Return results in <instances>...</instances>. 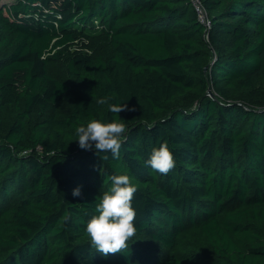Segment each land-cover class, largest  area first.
Wrapping results in <instances>:
<instances>
[{
	"label": "trees",
	"instance_id": "16d2710c",
	"mask_svg": "<svg viewBox=\"0 0 264 264\" xmlns=\"http://www.w3.org/2000/svg\"><path fill=\"white\" fill-rule=\"evenodd\" d=\"M200 1L209 27L193 0L0 4V264H264V0ZM120 118L119 159L79 147ZM124 174L137 234L105 257L84 229Z\"/></svg>",
	"mask_w": 264,
	"mask_h": 264
},
{
	"label": "clouds",
	"instance_id": "9594fccd",
	"mask_svg": "<svg viewBox=\"0 0 264 264\" xmlns=\"http://www.w3.org/2000/svg\"><path fill=\"white\" fill-rule=\"evenodd\" d=\"M110 97H101L96 100L97 105H107V110L119 115L124 111H135L129 108L126 103L112 104ZM128 131L127 124L123 119H113L105 123L99 119H91L87 124H81L75 129L79 147L82 150H94L98 153H105L103 160L109 157L119 159L124 134ZM146 166L153 172L167 175L176 167L175 157L167 142L159 147H154L147 161ZM111 187L99 197L96 205L98 215H93L84 229L92 249L102 256L117 254L128 249L129 238L137 234L135 220L136 209L132 201L135 199L137 186L132 183L131 178L124 175H112L109 177ZM73 197L82 196L80 187L72 192ZM68 219V214L65 220Z\"/></svg>",
	"mask_w": 264,
	"mask_h": 264
},
{
	"label": "built area",
	"instance_id": "2783aa9c",
	"mask_svg": "<svg viewBox=\"0 0 264 264\" xmlns=\"http://www.w3.org/2000/svg\"><path fill=\"white\" fill-rule=\"evenodd\" d=\"M193 3L195 5V8L197 10L199 19L201 22H203L207 27L210 26V20L207 15V11L200 0H193Z\"/></svg>",
	"mask_w": 264,
	"mask_h": 264
},
{
	"label": "water",
	"instance_id": "95a60500",
	"mask_svg": "<svg viewBox=\"0 0 264 264\" xmlns=\"http://www.w3.org/2000/svg\"><path fill=\"white\" fill-rule=\"evenodd\" d=\"M209 94H210V96H212L213 98H215V94L211 90L209 91Z\"/></svg>",
	"mask_w": 264,
	"mask_h": 264
},
{
	"label": "rangeland",
	"instance_id": "374dc122",
	"mask_svg": "<svg viewBox=\"0 0 264 264\" xmlns=\"http://www.w3.org/2000/svg\"><path fill=\"white\" fill-rule=\"evenodd\" d=\"M12 2V0H2L1 2H0V4H2L3 2ZM209 94V93H208ZM210 95V94H209Z\"/></svg>",
	"mask_w": 264,
	"mask_h": 264
}]
</instances>
